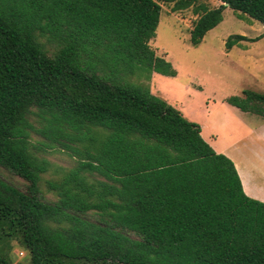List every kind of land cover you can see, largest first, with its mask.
<instances>
[{
  "label": "trees",
  "instance_id": "16d2710c",
  "mask_svg": "<svg viewBox=\"0 0 264 264\" xmlns=\"http://www.w3.org/2000/svg\"><path fill=\"white\" fill-rule=\"evenodd\" d=\"M219 1L195 4L193 45L227 7L264 24V0ZM161 11L158 0H0V264H12L11 239L29 253L15 264H264V202L151 90L154 72L177 75L150 45ZM261 37L231 34L225 47ZM226 101L264 118V92ZM32 147L78 159L48 181L54 201L40 186L50 161Z\"/></svg>",
  "mask_w": 264,
  "mask_h": 264
},
{
  "label": "rangeland",
  "instance_id": "374dc122",
  "mask_svg": "<svg viewBox=\"0 0 264 264\" xmlns=\"http://www.w3.org/2000/svg\"><path fill=\"white\" fill-rule=\"evenodd\" d=\"M188 1L158 0L162 6L161 17L150 45L158 55L173 64L178 74L171 76L155 72L150 86H153L155 94L166 98L188 119L198 122L207 138L214 135L217 148L233 149L238 155L242 150L250 153L248 148L255 145L250 135L260 122H264V118L240 110L228 103L226 98L234 94L241 95L248 88L264 92V24L248 16L240 18L231 7H227L223 21L208 31L199 45H193L190 31L199 17L195 4L203 2L214 8L221 1L193 0L185 6ZM231 34L262 37L254 42L243 41L241 45H235L227 51L225 42ZM46 47L53 50L49 43H46ZM40 140L42 138L38 135H32L31 141L36 146H41ZM32 149L50 161V168L42 174L40 186L44 197L54 201L58 196L49 189L48 181H61L66 173L77 167L78 159L67 150ZM2 174L10 182L25 189L27 181L24 179L7 170H2ZM258 178L264 180L263 175ZM8 241L12 248L9 250L5 244L4 253L12 264L29 262V253L21 243L14 239ZM66 263L86 264L78 260ZM89 264L122 263L104 260Z\"/></svg>",
  "mask_w": 264,
  "mask_h": 264
},
{
  "label": "crops",
  "instance_id": "0c3cea01",
  "mask_svg": "<svg viewBox=\"0 0 264 264\" xmlns=\"http://www.w3.org/2000/svg\"><path fill=\"white\" fill-rule=\"evenodd\" d=\"M154 74L155 72L151 78L154 77ZM151 90L154 92L153 86L151 87ZM202 135L217 152L226 154L234 161L245 193L252 198L264 202V180L260 181L258 178L259 175L264 176V122H260L259 127H257L256 130L250 135L252 137L251 141L255 144L254 147L250 149L247 147L250 153H245L241 148L242 152L238 155L233 149L223 150L217 148L215 145L217 138H214V135H210V139L207 138L203 132V127Z\"/></svg>",
  "mask_w": 264,
  "mask_h": 264
}]
</instances>
